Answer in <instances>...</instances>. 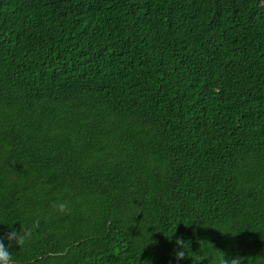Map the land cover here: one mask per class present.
<instances>
[{
  "label": "trees",
  "instance_id": "1",
  "mask_svg": "<svg viewBox=\"0 0 264 264\" xmlns=\"http://www.w3.org/2000/svg\"><path fill=\"white\" fill-rule=\"evenodd\" d=\"M9 227L14 264H264V0H0Z\"/></svg>",
  "mask_w": 264,
  "mask_h": 264
},
{
  "label": "clouds",
  "instance_id": "2",
  "mask_svg": "<svg viewBox=\"0 0 264 264\" xmlns=\"http://www.w3.org/2000/svg\"><path fill=\"white\" fill-rule=\"evenodd\" d=\"M64 207L65 205H60L61 210H63ZM225 234L229 233L225 232ZM232 235L234 236L235 234ZM14 236L15 232L12 227H9L7 235L0 236V264H14L10 251V249L12 248V241ZM6 240L8 241V243H5ZM15 242L17 244L22 243V241L19 240ZM175 243L183 244L184 247H186L189 242H186L183 237H178ZM185 256L186 254L184 251L177 253V258L179 259H185ZM219 264H244V257L239 254H236L235 256H229L228 253L220 250Z\"/></svg>",
  "mask_w": 264,
  "mask_h": 264
}]
</instances>
